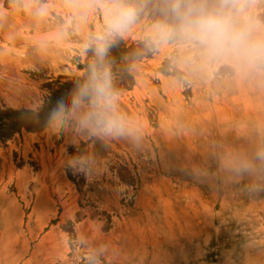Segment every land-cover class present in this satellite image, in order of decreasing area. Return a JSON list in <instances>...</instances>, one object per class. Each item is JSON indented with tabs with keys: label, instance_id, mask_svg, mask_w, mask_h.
Here are the masks:
<instances>
[{
	"label": "rangeland",
	"instance_id": "rangeland-1",
	"mask_svg": "<svg viewBox=\"0 0 264 264\" xmlns=\"http://www.w3.org/2000/svg\"><path fill=\"white\" fill-rule=\"evenodd\" d=\"M220 2L0 0V264H264V64L173 12ZM228 2L264 37V0ZM119 5L136 21L107 36ZM93 71L110 106L73 107Z\"/></svg>",
	"mask_w": 264,
	"mask_h": 264
},
{
	"label": "clouds",
	"instance_id": "clouds-1",
	"mask_svg": "<svg viewBox=\"0 0 264 264\" xmlns=\"http://www.w3.org/2000/svg\"><path fill=\"white\" fill-rule=\"evenodd\" d=\"M173 12L179 21L177 30L179 35L189 41L196 42L209 56L233 55L244 58L250 65L264 64V37L253 36L251 27L247 23L238 24L236 17L239 10H234L228 0H221L217 6L211 8L203 3H187L183 7L178 4L173 8ZM136 18L137 9L135 6L119 5L110 9L107 20V36L123 35L135 23ZM162 34L168 36L172 33L163 29ZM104 39L103 35L97 37L100 43L97 45L96 52L100 57H103L106 51ZM109 87L107 71L103 73L93 71L90 81L78 89L73 107L88 97L90 93L97 98H104L110 106ZM96 122L103 123V118L97 117ZM113 127L114 125L109 123L108 130L111 131ZM244 170L247 171V169Z\"/></svg>",
	"mask_w": 264,
	"mask_h": 264
}]
</instances>
